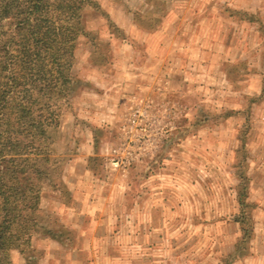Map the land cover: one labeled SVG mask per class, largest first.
<instances>
[{"label":"rangeland","instance_id":"374dc122","mask_svg":"<svg viewBox=\"0 0 264 264\" xmlns=\"http://www.w3.org/2000/svg\"><path fill=\"white\" fill-rule=\"evenodd\" d=\"M109 1L143 13L158 1V11L166 14L160 29L147 33L129 25L118 27L101 7L124 33L117 39L109 32L106 17L88 10L87 30L111 44L107 64L90 67L85 37L66 51L82 88L80 100H74L61 120L55 155L63 177L70 175L65 168L74 155L71 145L83 141L73 134L90 123V115L102 142L89 163L98 182H86L91 191H86L85 201L91 196L96 202L92 211H97L87 216L89 241L81 242L78 232L70 229L78 248L69 249L61 259L65 264L213 263L211 259L223 255L240 237L238 227L227 218L235 211L231 167L243 119L229 118L185 142L178 137L185 134L182 124L191 108L212 113L239 110L264 93V34L243 19V13H250L264 24V0H170V9L164 8L163 0ZM227 9L242 16L229 17ZM9 23L5 21V29ZM230 41L227 51L224 44ZM239 63L247 71L232 76L234 87L225 69ZM252 113L247 145L257 190L249 200L256 206L254 219L262 232L264 98L252 106ZM173 137L176 140L169 145ZM47 206L45 202L44 209ZM56 211L53 218L60 219ZM81 248L90 251L87 263L79 258ZM11 259L22 261L14 253Z\"/></svg>","mask_w":264,"mask_h":264},{"label":"trees","instance_id":"16d2710c","mask_svg":"<svg viewBox=\"0 0 264 264\" xmlns=\"http://www.w3.org/2000/svg\"><path fill=\"white\" fill-rule=\"evenodd\" d=\"M160 4L156 1L154 7L148 6L146 13H131L133 27L147 33L160 29L166 14L163 9L158 11ZM88 10L106 17L113 37H124L98 0H0V264H17L11 259L12 253L23 264H38L42 253L33 245L35 238H48L64 246L66 240L73 239L68 228L57 227V221L44 217L41 202L46 188L61 192L67 200L69 196L64 185H57L64 169L55 150L62 117L73 106L82 83L74 75L66 51L85 37L90 64L99 68L107 64L111 53L110 43L99 38L96 31L87 30L84 17ZM227 12L229 17L242 16L231 9ZM243 19L264 34L258 16L243 13ZM7 20L9 28L5 29ZM246 71L244 63L228 64L225 77L236 87L232 76ZM263 98L264 93L249 99L239 110L221 113L191 108L182 124L185 134L178 137L185 142L199 130H211L229 118L243 119L231 167L235 211L227 218L238 227L240 237L232 251L217 258L218 264H234L250 257L257 238L256 206L249 200L252 176L247 136L251 108ZM97 133L93 129L95 151L102 142ZM175 140L170 138L168 144Z\"/></svg>","mask_w":264,"mask_h":264},{"label":"crops","instance_id":"0c3cea01","mask_svg":"<svg viewBox=\"0 0 264 264\" xmlns=\"http://www.w3.org/2000/svg\"><path fill=\"white\" fill-rule=\"evenodd\" d=\"M127 1L128 0H124V2ZM163 1L165 2L164 8L170 9V6L173 4V1L170 0H163ZM100 5L103 9L107 11L112 22H114L118 27L127 28V26L129 25L132 29H135L133 27L134 17L131 14L134 13V11L132 12L131 10H128V7L124 5V3L121 5H117L115 3L110 2L109 0H101ZM148 6L149 5H147V7ZM148 36H153V35L148 34ZM230 45H231V41L224 44L225 50L228 51ZM90 67L96 68L94 66H90ZM87 70L89 74L91 70L90 69ZM80 95L75 98V101L77 99L80 100L81 97ZM107 99L108 98H105L106 102ZM99 116L102 117L103 114ZM251 116H254L253 113L251 114ZM89 118H90L89 119L90 123L87 126H85L84 129L77 128L73 134V136L83 138V141L81 144L75 143L71 145V150L73 151L71 153L74 155L70 157L71 159H69L65 168V173L68 171L70 175L66 176L65 174V176L61 178L62 180L60 179L61 181L59 180L57 183L58 186L64 185V187H66L69 195L68 200L66 199L65 195H62L61 192L46 188L43 192L42 202H41L42 212L46 214L47 217L49 216V218H52L51 220L57 221L59 225L57 227L60 228L66 227L69 229V231L70 229L76 230L78 232V236L81 242L85 244L86 242L89 241L88 238L90 237V233L92 231L91 228L86 227L88 221L87 216H95L97 214V211L94 209L92 211L91 208L92 205H95L96 203L95 200L93 199L91 201V196H90L88 197L87 201H85L86 191L89 192L91 191V188L88 186L86 182H90L91 184L93 183L97 184L98 182L94 173L89 169V163L94 155L93 151L95 152V145H93V141H94L93 127L98 125H93L94 116L90 115ZM78 140L79 138H77L76 141ZM249 146L250 144L248 145V148H250ZM254 183H255V177L251 178V186H250L251 198H253L256 195L255 192L257 189L256 186H254ZM46 194H49V198H47ZM45 202L48 204V206L44 209ZM52 204H53L52 209L54 211L51 209ZM54 206L56 207V209L54 208ZM55 210H57L56 216L58 217L61 216L60 219L53 218ZM258 228L259 225H256L257 238L253 242L252 255L234 264H264V230L261 232L260 228L259 229ZM65 243L66 244L64 246L63 244H61V242L53 241L48 238L47 239L35 238L33 241V245L37 251L42 253V257H40L38 264H60V263L65 264L64 259L62 260L61 256L70 254L68 253L70 252L69 249L73 247H75V249L78 248V242L77 244H75L74 240L71 239L70 241L66 240ZM83 246L84 244H81L79 247H83ZM232 248L233 246L231 248L230 247H227V249L225 248L223 250V255L224 253L227 254L230 251H232ZM82 251H83L82 255L80 254L79 258L80 260H82V263H87L89 261V258L91 259L90 251L86 249H82ZM74 255L76 257L75 253ZM210 261H213V263H210L208 261L209 264H216V263L218 264L217 258L215 260L211 259ZM19 264H23V261L19 262Z\"/></svg>","mask_w":264,"mask_h":264}]
</instances>
